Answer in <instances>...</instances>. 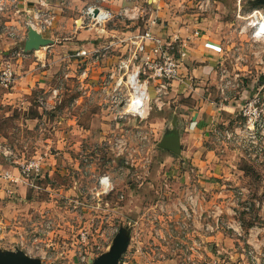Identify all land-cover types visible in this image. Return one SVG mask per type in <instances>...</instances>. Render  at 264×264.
Listing matches in <instances>:
<instances>
[{"label":"crops","instance_id":"1","mask_svg":"<svg viewBox=\"0 0 264 264\" xmlns=\"http://www.w3.org/2000/svg\"><path fill=\"white\" fill-rule=\"evenodd\" d=\"M74 1L76 0H0L4 5V9L0 10V67L6 62L11 63L17 73V82L11 88L0 86V112L5 110V113L0 115V170L9 171L15 179H0V222L10 224L7 242L16 243L19 240V233H24L25 228L33 229L29 226L30 222L34 219L38 221L44 216L47 201L41 197L44 189L43 177H52L57 172L62 174L66 170L70 172L73 167L82 171L84 176H90L92 172L89 171L92 170L89 168V157L84 156L82 159L85 167L80 165L83 145L113 139L114 136L111 134L113 130L110 129L117 127V114L102 97V81L107 69L116 62V55L124 50L118 40L129 36L136 25L130 29L132 25L126 22V27L108 24L107 34L101 36L94 28L80 27L79 18L72 22L73 17L67 9L72 8ZM93 1L97 0H87L85 7ZM181 1L184 0L102 2L105 8L113 12L114 19L122 18L128 22V19L119 15L121 8L135 3L142 4L148 11V20H156L153 29L157 34L178 33L185 42L183 48L186 54L181 64V78L173 83L165 107L154 109L162 113L156 116V122L165 126L163 136L158 142L159 148L164 151L162 154L175 159L178 163L181 162V165L174 164L173 172V168H170L169 173H172L170 175L176 173L172 180H185L187 174L191 175V171L185 168L186 164L195 165L196 170L198 169L195 176L212 177L227 173V158L224 155L219 156L214 143L215 138L219 136L218 132H222L228 124L233 125L234 121H237L244 95H240L239 91L238 95L232 96L228 91L238 86L239 77L245 75V72L233 73L229 67L232 64L230 55L244 47H247L249 52H255L256 49L260 53L264 51L262 44L264 40L255 35L253 25L249 22L240 23V19L248 20V15L253 10H259L264 14V0H259V3L255 4H250V0H230L232 4L228 3L229 0H214V7L216 6L219 11L214 21L207 15L210 13L206 14L204 11L206 0H198L201 7L199 13L202 15L200 21L189 17L188 12L180 6L183 3ZM82 10L83 8L80 11ZM226 10L238 18H233L232 23L226 21L224 23L219 17ZM44 12L56 15L54 24L42 32L52 41L39 49L26 51L28 21L35 22V15ZM196 30H199L200 34H195ZM109 41L114 42L115 51L111 52L106 60L99 63L90 62L91 76L80 82L78 76L84 70L86 62L76 55L77 51L83 47L102 48ZM22 48L25 53L18 56L17 52ZM261 61L262 58L259 59L260 63ZM226 67L232 84L227 88L226 94H222V69ZM248 91L250 87L246 90L247 93ZM41 96L46 99L44 104L38 101V97ZM6 119L13 123L7 131L1 127ZM163 138H175L179 144V152L162 147ZM29 144H32L31 148H35L31 154H27ZM7 146L12 150L11 156L3 152ZM26 155H33V158L41 157V170L32 179L25 178L20 170L21 160ZM121 166L125 168L123 160ZM128 171L125 168L121 173L129 184L128 194L133 196L137 189L135 182L125 177ZM98 179L95 181L96 184ZM118 180L117 178L114 182ZM125 180H122L121 184L117 182L114 192L117 197L115 198L117 206L114 210L119 213L123 212V207H120V194L124 193ZM89 188L90 185L81 184L79 187L58 189L60 194L66 193L64 197L71 207L69 213L74 217V222L78 221L76 219L78 206L85 207ZM46 189L51 188L47 186ZM52 201L54 199L48 201L47 205H52L50 203ZM55 201L58 202L56 199ZM61 203L59 205L62 207ZM201 205L203 206V201ZM202 222V220L198 222L196 218L195 230L190 232L185 228L181 236L187 238L192 234L196 235L199 240L196 247L199 254L216 256L217 249L214 244L209 245L206 253L203 251L205 233ZM220 234L223 233L219 228L217 232L207 236L217 238ZM232 236L235 237V232L233 235L228 233V242ZM252 238L248 239V243H253L257 249L262 247L264 240L256 243ZM216 244L218 245V242ZM182 245L188 250L187 244ZM169 261L160 262L169 264L171 263Z\"/></svg>","mask_w":264,"mask_h":264},{"label":"rangeland","instance_id":"2","mask_svg":"<svg viewBox=\"0 0 264 264\" xmlns=\"http://www.w3.org/2000/svg\"><path fill=\"white\" fill-rule=\"evenodd\" d=\"M213 1L209 0L204 9L206 14L210 13L207 15L211 17L212 21L217 18L216 14L219 12L217 7H214ZM86 2L87 0H76L72 3V8L67 9L73 17L72 22L81 17L80 10L85 8ZM181 2L183 3L180 6L185 12H188L189 17L192 20L200 21L202 15L199 13L201 7L198 0ZM228 3L232 4L230 0ZM249 3H259V0H250ZM148 16L149 14L146 17ZM236 17L226 10L219 18L223 22L232 23L233 18ZM240 20L242 24L248 23V20ZM125 22L132 25L130 29L136 25L122 18H115L108 24L126 27ZM140 26L142 29L144 28V21L140 22ZM253 43L256 44L254 40ZM262 44L264 45V42ZM256 51L259 50L256 49ZM256 51L249 52V49L244 47L230 55L232 64L229 67L232 68L233 73L245 72V75L239 77L238 86H234L228 91L232 96L238 95L241 91L240 95H244L241 105L245 99L252 98L257 92L264 94L262 86L264 84V51L263 53ZM260 58H262L261 63L259 62ZM249 87L250 91L247 93L246 90ZM241 105L237 121H234L235 124L227 125V129L240 132V135L236 136L237 140H223L214 137L215 148L219 156L224 155L227 158L228 171L212 177L195 176L198 169L196 170L195 165L186 164L185 168L191 171V175H186V181L172 180L176 173L173 174L174 176L170 175L172 174L169 173L170 168L181 162L178 163L175 159L164 156L162 154L164 151L159 148V138H162L165 126L156 122V116L162 114L161 111H156L158 109L152 111L150 116L143 121L124 118L122 122L116 123L117 127L110 129L113 130L111 134L114 137L108 139L107 142L85 143L81 151L80 165L85 167L82 159L84 156L89 157V168L92 170L89 171V173L92 172L90 176H84L82 171L73 167L70 172L66 170L62 174L57 172L52 177H43L44 189L41 192V197L47 202L52 199L54 201L50 202L52 205H47L46 202L44 216L40 217L38 221L34 219L29 226L33 227V231L37 227L51 228L43 243L44 247L46 243L50 246L48 257L52 255L60 264L71 262L72 258L76 260V257L68 250L72 246L73 237L86 223V217L89 216L90 211L88 206L90 201L87 198L85 207L78 206L76 217L78 221L74 222V217L69 213L71 207L68 206L67 198L64 197L66 193L60 194L58 189L87 184L90 185L88 190L90 192L96 185L97 178L104 173L111 174L115 180L118 178L117 182L121 184V181L125 180L121 171L126 168L129 173L125 177L135 182L136 193L133 196L128 194L127 186L129 184L125 180V190L124 193H121L124 194L122 206L120 205L121 208L123 207L122 213L114 210V207L117 206L116 195L113 193L111 199L109 198L111 225H116L118 230L121 226L127 227L130 236L129 247L120 264H156L155 262L162 264L161 262L166 260H170L169 264H192L190 262L193 261L187 259V255L195 258L194 261L200 258L203 264L216 262L221 264H256L253 256L259 250L264 251V243H262V247L255 249L253 243H248V239L253 237L256 243L264 240V128L261 133L262 138L253 141L249 137L250 131L246 127L248 117L243 114ZM4 113L5 110L1 111L0 115L2 116ZM12 125L13 123L6 119L2 122L1 127L7 131V128ZM120 135L124 136V140L122 143H116L115 137ZM31 145L29 144L27 147V154H31L35 149L31 148ZM32 158L33 155H26L21 162ZM38 158L41 159V157ZM121 160L124 161L125 168L121 166ZM47 186H50L51 189L47 190ZM202 201L203 206L201 205ZM59 203L62 204V207ZM116 213L118 217L115 216ZM196 218H198V222L203 221L202 227L205 233L203 238L205 250L203 249V251L206 253L209 245L214 244L217 249L215 250L216 256L207 255V253L202 256L197 254L200 252L196 249L199 245L196 235L192 234L187 238L181 236L185 228L190 232L195 230ZM249 221H252L254 225L247 228L246 222ZM6 226L7 224L0 230V234L3 236L0 239V249H11L13 244L7 242ZM219 228L223 233L219 237L210 238L207 236L217 232ZM234 232L235 237L232 236L228 242V233L233 235ZM30 234H28V238H30ZM182 244H187L188 250ZM34 255L38 256L36 253Z\"/></svg>","mask_w":264,"mask_h":264},{"label":"built area","instance_id":"3","mask_svg":"<svg viewBox=\"0 0 264 264\" xmlns=\"http://www.w3.org/2000/svg\"><path fill=\"white\" fill-rule=\"evenodd\" d=\"M105 1L97 0L88 3L81 11L79 26L94 28L99 35H106L108 23L114 19V14L110 9L102 5V2ZM208 2L209 0H206V4ZM3 9L4 5L0 2V10ZM146 10L142 4L135 3L123 6L119 12V15L135 23L136 27L129 36L118 40L119 45L124 47V50L116 55V62L107 69L105 78L102 81V97H104L109 107L115 110L117 123L122 122L124 118L143 121L150 116L155 108L163 109L173 83L181 78V64L186 54L183 48L185 42L178 33L171 35L157 34L153 29L156 20L149 21L148 17H146L148 14ZM35 18V22L33 20L28 21L29 27H33L42 33L54 24L56 15L51 12H44L41 15L36 14ZM142 21H144L143 29L140 26ZM248 22L253 25L255 35L264 40V14L260 13L259 10H253L248 15ZM194 33L198 35L200 31L196 30ZM113 51H115V47L112 41L107 42L102 48L83 47L79 49L76 55L86 62L84 70L78 76L80 82L90 78L92 73L90 62L99 63L106 60ZM24 53L25 50L22 48L18 50L17 55L21 56ZM222 74L223 84L221 92L226 94V90L232 84V80L227 67L222 69ZM16 82L17 73L12 64L6 62L0 67V86L11 88ZM262 86L264 87V84ZM263 95L257 92L252 98L242 102L241 105L243 114L248 117L246 127L250 131L249 137L253 141L262 138L261 133L264 128ZM38 98L41 104L46 102L44 96ZM218 135L217 138L223 140H237L236 136H239L240 132L226 128L222 132H218ZM123 140V135L115 137L116 143H122ZM3 152L7 156L13 154L8 146ZM41 166V159L32 158L21 162L20 170L25 178L32 179L39 174ZM2 178L14 179L9 171L0 170V179ZM114 181L115 179L111 174L104 173V175L102 174L99 177L94 188L90 190L88 195V200L90 201L88 204L90 208L89 216L86 217V223L83 227H80L78 233L73 237L72 246L68 250L76 257V260L72 258L71 262L73 263L63 264H91L98 255L111 247L118 230L116 225H111L109 221V196L116 190V182ZM190 197L192 198V195ZM192 203L194 202L192 201ZM5 225V222H0V230ZM9 226L10 224L7 222V231H10ZM50 229L37 227L33 231L25 228V232L19 233V240L13 243L10 248H21L32 256H37L34 255L36 253L38 254L37 257H40L46 264H60L52 255L48 257V248L50 246L47 243L45 247L43 246L44 238L50 232ZM27 234H30V238H28ZM2 237V234H0V239ZM255 249L257 248L255 247ZM253 258L256 260V264H264V251L259 250L257 254H254ZM187 259L193 261L190 262L192 264H202L200 259L194 261L195 258L188 255Z\"/></svg>","mask_w":264,"mask_h":264},{"label":"water","instance_id":"4","mask_svg":"<svg viewBox=\"0 0 264 264\" xmlns=\"http://www.w3.org/2000/svg\"><path fill=\"white\" fill-rule=\"evenodd\" d=\"M52 40L45 37L37 29L29 27L28 38L25 43V50L39 49ZM161 146L175 152H179V144L175 138H163ZM130 243L128 229L121 226L116 233L113 243L108 251L98 255L91 264H120L121 259L127 252ZM0 264H46L40 257L32 256L21 248L0 249ZM53 264V263H48Z\"/></svg>","mask_w":264,"mask_h":264},{"label":"trees","instance_id":"5","mask_svg":"<svg viewBox=\"0 0 264 264\" xmlns=\"http://www.w3.org/2000/svg\"><path fill=\"white\" fill-rule=\"evenodd\" d=\"M246 223H247V226H246L247 228H250V227H252L254 225L252 221H249V222H246ZM121 261H122V259H121Z\"/></svg>","mask_w":264,"mask_h":264},{"label":"flooded vegetation","instance_id":"6","mask_svg":"<svg viewBox=\"0 0 264 264\" xmlns=\"http://www.w3.org/2000/svg\"><path fill=\"white\" fill-rule=\"evenodd\" d=\"M122 196H121V198H120V205H121V202H122V200H123V198H124V194H121ZM155 253V252H154ZM125 255V254H124Z\"/></svg>","mask_w":264,"mask_h":264}]
</instances>
